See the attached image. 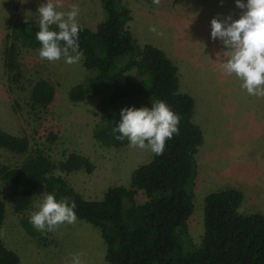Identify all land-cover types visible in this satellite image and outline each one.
Listing matches in <instances>:
<instances>
[{"label": "rangeland", "instance_id": "374dc122", "mask_svg": "<svg viewBox=\"0 0 264 264\" xmlns=\"http://www.w3.org/2000/svg\"><path fill=\"white\" fill-rule=\"evenodd\" d=\"M123 1L132 11L130 26L138 43L161 49L178 67L181 91L194 98V120L204 131L205 143L197 155L195 210L189 221L193 244L199 245L204 236L205 198L211 193L239 190L244 195L239 212L264 215V97L249 95L239 78L223 71L228 49L219 38H211L213 18L223 21L231 16L235 20L245 10L236 6V0H161L159 6L153 0ZM46 2L0 0V129L28 136L32 148L40 147L55 162L70 153L88 157L95 167L92 173L81 170L63 176L85 199L102 200L109 188L129 187L133 171L149 163L154 153L129 147V142L122 148H106L96 141L97 99L78 104L69 99L72 88L84 84L89 74L83 58L71 65L63 57L50 62L41 59L37 49L13 38L15 27L26 18L34 23L38 7ZM62 3L58 10L80 6V28L96 30L105 18L99 0ZM152 26L156 31L150 30ZM17 42L20 71L10 72L4 65L6 53ZM39 82L51 84L55 98L46 110L36 111L30 97ZM51 134L57 136L55 142H50ZM22 160L0 151V162L7 165ZM43 194L44 190H38L33 211ZM0 200L6 205L3 239L20 256V264H71L75 253H84L83 264H108L100 233L90 224L76 220L53 232H41L30 223L28 213L19 216L14 212L1 181ZM143 200L139 195L138 201ZM23 220L32 225L36 236L26 233Z\"/></svg>", "mask_w": 264, "mask_h": 264}, {"label": "trees", "instance_id": "16d2710c", "mask_svg": "<svg viewBox=\"0 0 264 264\" xmlns=\"http://www.w3.org/2000/svg\"><path fill=\"white\" fill-rule=\"evenodd\" d=\"M99 1L104 20L96 30L80 28L78 43L89 74L84 84L72 88L70 101L97 99L94 138L106 148H122L129 142L115 139L119 133H113L122 109L151 107L155 100L165 101L180 117L179 134L167 140L162 155L154 154L133 171L129 187H112L102 200H88L63 176L81 170L92 173L95 167L88 157L70 153L55 162L40 147L32 148L28 136L0 129V151L23 158L15 165L0 162V181L14 212L30 216L40 189L57 200L74 201L77 220L99 231L108 264H264V215L241 214L244 195L239 190L206 196L204 236L199 245L193 244L189 221L195 210L197 155L205 143L204 131L194 120L195 100L181 91L179 69L167 54L138 43L130 26L132 11L124 1ZM38 30L36 23L24 22L15 27L13 38L38 50ZM19 42L6 53L4 65L10 72L20 71ZM54 98V87L39 82L30 97L31 108L46 110ZM56 139L51 134L50 142ZM5 219L6 205L0 200V264H20V256L3 239ZM21 224L27 234L37 235L27 220Z\"/></svg>", "mask_w": 264, "mask_h": 264}, {"label": "clouds", "instance_id": "9594fccd", "mask_svg": "<svg viewBox=\"0 0 264 264\" xmlns=\"http://www.w3.org/2000/svg\"><path fill=\"white\" fill-rule=\"evenodd\" d=\"M161 0H153L157 6ZM236 6L245 10L239 19L231 16L223 21L211 20V38H219L227 47V60L221 67L226 74L235 75L242 81V88L249 95L264 97V0H236ZM62 0H47L38 7L34 23L38 25L36 40L41 47V59L55 62L64 58L67 64L78 63L83 58L78 43L80 6L73 4L68 11ZM28 23V19L25 20ZM53 26L55 29L53 30ZM156 31L155 26L150 28ZM180 117L163 100L151 102V107H129L121 110L120 121L113 128L119 133L115 139L129 141V147L149 149L162 155L168 139L179 134ZM37 210L31 212L30 223L41 232H53L62 224H74V209L66 199L57 200L55 194L44 193ZM84 253L72 255L71 264H83Z\"/></svg>", "mask_w": 264, "mask_h": 264}]
</instances>
